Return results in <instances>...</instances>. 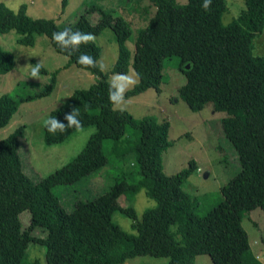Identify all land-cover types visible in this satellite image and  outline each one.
I'll return each mask as SVG.
<instances>
[{
	"label": "trees",
	"instance_id": "16d2710c",
	"mask_svg": "<svg viewBox=\"0 0 264 264\" xmlns=\"http://www.w3.org/2000/svg\"><path fill=\"white\" fill-rule=\"evenodd\" d=\"M148 1L155 11L138 34L132 58L126 46L131 36L129 24L96 6H90L74 23L60 27L52 19L30 17L25 5L14 11L0 3V34L14 31L16 42L25 47H34L36 36H45L57 54L68 58V66L96 78L88 88L74 90L49 114L67 125L65 116L73 109L79 128L54 133L43 129V142L59 145L75 130L95 128L83 150L65 166L34 182L24 173L19 155L24 127L0 140V264H123L141 256L166 258L167 264H194L202 255L212 264H261L260 254L250 251L242 222L244 213L264 212V55L253 54L254 39L264 31V0H242L244 8L227 25L222 23L226 0H210L207 10L202 7L204 0L185 4ZM60 2L64 11L69 0ZM93 13L99 15L94 24L89 20ZM64 29L90 33L93 38L106 29L113 32L118 55L110 73L126 75L131 67L138 79L121 99L149 89L161 93L163 61L177 57L178 70L186 79L178 89L180 99L193 112L212 103L215 112L226 114L222 130L236 152L239 171L220 187L221 200L206 214L196 213L199 203L185 188L200 168L197 162L190 160L174 174L164 171L162 156L171 146L168 121L158 122L154 116L134 121L127 111L115 109L121 99L109 100L114 84L99 66L101 47L92 39L75 51L62 50L52 40V33ZM81 53L90 55L93 65L77 63ZM14 66L13 54L0 45V74L11 72ZM58 72L50 73L49 83L33 94L1 95L0 129L8 126L22 104L49 96L58 85ZM39 74L48 75V71L40 66ZM128 125L139 133L133 152L140 179L133 184L120 178L104 193L77 201L67 210L54 189L74 185L104 168L108 159L103 143L109 140L116 149ZM142 189L156 206L138 219L135 210L119 200ZM25 211L30 215L26 229L20 221ZM115 213L132 220L136 235L113 223ZM37 229L44 233L43 238L32 235ZM30 243L45 247L43 262H26Z\"/></svg>",
	"mask_w": 264,
	"mask_h": 264
},
{
	"label": "rangeland",
	"instance_id": "374dc122",
	"mask_svg": "<svg viewBox=\"0 0 264 264\" xmlns=\"http://www.w3.org/2000/svg\"><path fill=\"white\" fill-rule=\"evenodd\" d=\"M187 0H176L185 4ZM11 10H18L21 5L27 7V14L32 18L52 19L58 26L74 23L90 6H96L113 17H122L130 26L131 36L126 46L131 54L134 53L135 42L140 30L144 29L152 18L155 8L148 0H69L68 6L61 10L60 0H0ZM227 11L222 16L223 25L234 21L244 8L242 0H226ZM99 19L98 13L89 15L91 23ZM14 31L0 34V45L13 54L15 66L5 75L0 74V96L29 95L39 91L49 83V75L59 70L58 85L53 92L41 99L22 104L13 116L8 126L0 129V140L7 138L16 129L24 127L19 140V155L24 173L34 182H39L57 169L72 161L84 148L89 137L95 132L94 127L78 129L72 132L64 143L46 145L43 142V122L51 111L58 109L76 89H86L96 78L89 72L68 66V58L57 54L45 36H36L34 47L18 44ZM101 47L99 66L108 74L109 82L123 85L124 93L130 90L138 81L130 67L126 75L111 74L118 48L114 34L110 29L94 37ZM253 54L264 55V31L254 39ZM179 59L173 57L163 61V83L161 93L149 89L139 96L121 99L114 106L129 113L132 120H140L146 116L156 117L158 122L163 120L170 124L168 140L171 146L162 156V165L167 174H174L187 167L190 160L197 162L200 167L197 174L191 176L185 183L187 193L199 203L196 213L200 216L221 200L220 187L238 171L237 155L231 143L227 141L222 130V122L227 117L225 113L215 112L212 103L207 104L202 111L193 112L180 99L178 89L186 83L184 75L178 70ZM39 64L48 71V75L30 76L29 70ZM124 76L126 80H120ZM139 140V133L130 125L127 126L124 137L116 143L107 140L103 143V151L108 163L101 170L82 179L74 185L59 186L54 193L67 210H71L77 201L89 200L107 191L120 178L129 183H137L140 179L136 155L133 148ZM124 207H132L140 219L146 209L156 206V202L146 196L144 189L136 194H128L119 200ZM29 213L20 214L23 228L29 224ZM113 223L124 232L136 235L132 229V220L120 213H115ZM242 225L248 235L251 253L260 254L261 264H264V212L255 209L243 214ZM175 231V228H172ZM32 235L43 238L41 230H35ZM180 239V237H177ZM254 242L257 243L254 245ZM26 262L33 260L44 261L45 247L30 243L26 250ZM166 258L148 256L135 257L123 264H167ZM194 264H212L206 255L196 257Z\"/></svg>",
	"mask_w": 264,
	"mask_h": 264
},
{
	"label": "clouds",
	"instance_id": "9594fccd",
	"mask_svg": "<svg viewBox=\"0 0 264 264\" xmlns=\"http://www.w3.org/2000/svg\"><path fill=\"white\" fill-rule=\"evenodd\" d=\"M210 0H204L202 7L207 10ZM67 37V38H66ZM93 39V36L90 33H82L80 31H71L70 29H64L62 31L53 32L52 33V40L57 43V45L62 50H70L75 51L79 48L81 43H86ZM77 63L85 66L93 65V58L88 55L81 53L77 57ZM39 64L35 67L31 68L30 76L32 78H36L39 74ZM120 80H126L127 78L124 76L119 77ZM109 92V100L111 102H117L119 99L122 98V94L124 91L123 85H111ZM78 114L72 109L70 114L65 116L67 120V125L62 122H59L55 117H48L44 120L43 126L47 129L49 133H54L57 129L60 131H64L66 127L71 128L72 126H76L77 128L80 127V121L77 118Z\"/></svg>",
	"mask_w": 264,
	"mask_h": 264
},
{
	"label": "built area",
	"instance_id": "2783aa9c",
	"mask_svg": "<svg viewBox=\"0 0 264 264\" xmlns=\"http://www.w3.org/2000/svg\"><path fill=\"white\" fill-rule=\"evenodd\" d=\"M258 258H260L259 256H257Z\"/></svg>",
	"mask_w": 264,
	"mask_h": 264
}]
</instances>
